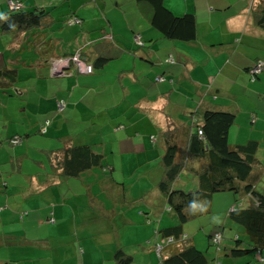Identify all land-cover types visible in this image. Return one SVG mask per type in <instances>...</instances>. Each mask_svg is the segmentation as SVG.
Returning a JSON list of instances; mask_svg holds the SVG:
<instances>
[{
	"label": "crops",
	"instance_id": "crops-1",
	"mask_svg": "<svg viewBox=\"0 0 264 264\" xmlns=\"http://www.w3.org/2000/svg\"><path fill=\"white\" fill-rule=\"evenodd\" d=\"M21 1L29 11L43 8L49 19L35 33L0 30V92L13 87L28 105L22 108L24 127L0 131V154L4 140L13 145L12 137H23L17 146L22 150L14 151L19 166H0L7 184H0V264H114L117 248L135 257L141 249H131L153 236L149 251L156 250L161 235L154 228L179 224L157 187L162 166L156 164L166 152L168 131L178 128L187 151L182 131L191 126L192 112L235 113L238 143L247 142L242 129L250 124L249 139L260 141L264 151V73L256 82L250 78L252 66L264 62V0L172 2L175 14L197 18L193 46L165 39L152 25V9L134 0ZM8 2L0 0V12ZM126 6L132 8L128 17ZM101 56L108 60L93 74L80 72L77 63L66 67L68 75L50 70L54 58L93 65ZM170 56L175 64L166 62ZM59 99L65 103L61 112ZM68 144L92 145L105 166L76 178L59 174L55 151ZM91 177L107 190V204L89 189ZM107 234L113 242L104 240Z\"/></svg>",
	"mask_w": 264,
	"mask_h": 264
},
{
	"label": "trees",
	"instance_id": "trees-1",
	"mask_svg": "<svg viewBox=\"0 0 264 264\" xmlns=\"http://www.w3.org/2000/svg\"><path fill=\"white\" fill-rule=\"evenodd\" d=\"M135 1L152 9V25L165 39L190 46L196 44L198 22L194 14L177 15L165 4V0ZM17 2L21 4L20 8L8 6L6 11L0 12L2 33L29 30L35 33L47 28L48 12L38 7L29 11L21 0ZM139 46L144 47L145 44ZM107 60L104 56L98 57L91 65V74ZM166 62L175 64L172 56ZM72 63L76 62L72 60L70 64ZM255 65L250 69L252 82H256L264 73L263 70L259 74H253ZM68 72L64 75H68ZM9 75L12 77L15 74ZM190 116L191 126L182 131L183 136H188L187 151L183 152L181 148L178 128L168 131L164 134L166 152L156 164L162 166L157 187L166 197L169 211H173L179 219V225L156 231L157 236L161 235L160 242L155 247L160 263L209 264L207 252L198 249L194 241L187 237L183 225L201 214L209 213L214 195L224 191L239 194V200L245 201V204L248 202L246 206L242 202L240 208L232 209L229 213L233 223L244 229L247 240L238 234L233 246L222 245L223 231L215 232L210 239H214L213 244L219 247L218 252L227 253L234 258L254 253L255 259L264 263V191L257 190V183L264 176V161L258 156L261 151L260 141L249 139L244 144L238 143L233 136L237 115L229 110L207 108L192 112ZM255 117L252 114V118ZM200 131L203 135H200ZM16 138L21 139L18 145L14 143ZM233 139L235 142H232ZM22 142L23 137H12L11 143L14 146H20ZM102 157L92 145L68 144L55 151V162L52 163L59 167V174L76 178L94 167L105 166ZM2 185L7 187L6 182H2ZM194 199L197 206L193 208L189 203ZM217 234L221 236L219 242H215ZM113 258L114 264L135 262L134 256L122 247L116 249Z\"/></svg>",
	"mask_w": 264,
	"mask_h": 264
},
{
	"label": "rangeland",
	"instance_id": "rangeland-1",
	"mask_svg": "<svg viewBox=\"0 0 264 264\" xmlns=\"http://www.w3.org/2000/svg\"><path fill=\"white\" fill-rule=\"evenodd\" d=\"M178 0H166L165 4L169 7H172V2H176ZM135 2V0H134ZM134 4V3H133ZM126 14L128 17V14L130 10L132 9L131 6H126ZM139 13V18L140 12ZM132 19V18H131ZM4 46H5V42ZM4 52V49L2 47V44L0 43V53ZM200 72L195 71L193 73V76H199L201 79L205 78V74L203 73L202 75L199 74ZM199 74V75H198ZM1 81V80H0ZM19 81V80H18ZM25 82V81H24ZM26 83V82H25ZM18 85H22L21 83H18ZM1 88V87H0ZM2 89V88H1ZM192 93H196L198 96V93L196 91L195 84L192 83V87H190ZM23 96L18 94V91L15 88H5V90H2L0 92V131L1 132H8V131H17L24 127L22 125L21 120L25 119L24 113L22 108L23 107H28L27 104L19 101ZM61 100V99H59ZM57 100V102L59 101ZM33 103V102H31ZM19 105V106H18ZM38 109V108H37ZM36 110V109H35ZM57 110L59 111L58 105H57ZM31 112V111H30ZM36 112H38L36 110ZM39 113V112H38ZM245 121V119L243 120ZM238 128V127H237ZM249 129V130H248ZM253 130L250 127V124H247V129H242V135L245 138V141H248V139L251 136V132ZM8 136H11V132L8 134ZM39 136H41L39 134ZM255 136H253L254 138ZM257 137V136H256ZM258 139V138H255ZM9 141V140H8ZM7 140H4L6 142V145L4 148L6 149L3 151L0 155V166L7 167L11 169V171L14 169V166H19L18 160L16 157H14V151H21V147H17L14 145L9 144ZM0 142H2L0 140ZM232 142H235L233 139ZM262 152V153H260ZM258 156L261 158V160L264 161V151H260ZM29 164V163H27ZM10 171V170H9ZM92 178V184L90 185L89 189H94V195L97 198H100L101 201L107 202V193L106 191L101 187L100 188V183H96V181L93 180ZM98 180L97 182H99ZM0 184H2L0 180ZM257 190L258 191H264V176L261 178V180L257 183ZM240 195L235 194L232 191H224V192H219L214 195L211 210L209 213L201 214L200 216L196 217L193 220H190L189 222L185 223L184 226V231L185 234L189 239L194 241L196 247L202 251L207 252V256L209 258V264H247V262H251L249 264H264L261 261H257L255 257L253 256L254 253H251L249 255H245L242 257H237L234 258L227 253L223 252H218V246L213 244V240L210 239L211 235H214L215 232L223 231V244L222 245H230L233 246L235 243V237L240 234L241 238L244 240H247V236L244 234V229L237 224L233 223V221L229 218V213L232 209L235 208H240L242 202L241 201ZM107 204V203H106ZM248 205L245 204V206ZM171 213V211H169ZM176 217L175 213H171ZM109 217V216H107ZM166 220H169L165 218ZM171 219V218H170ZM218 220V222L214 221ZM107 220V219H106ZM119 220V219H118ZM110 224V220H107ZM121 223L122 221L119 220ZM159 224V220H155L154 226L157 227ZM179 225V224H178ZM98 229H102L99 228ZM99 230L96 229L95 234L98 233ZM154 233H156L155 228H154ZM105 232H109V230H105ZM156 235V234H154ZM112 237V239L110 238ZM107 238V243L113 242L114 236L112 234H107L104 236V240ZM122 238L126 239L125 236V229L122 230ZM116 239V238H115ZM105 243V241H104ZM155 244V238L153 236L152 240H146L145 244H142L140 248H132L131 250L135 249H141V250H136L137 253L135 254V262L133 264H149L150 261L153 264H159L160 263V257L158 256L156 250L153 249V251H149V249L154 246ZM144 250L147 252L149 251V255H144ZM129 253V252H128ZM150 257V258H149ZM240 262V263H239Z\"/></svg>",
	"mask_w": 264,
	"mask_h": 264
},
{
	"label": "built area",
	"instance_id": "built-area-1",
	"mask_svg": "<svg viewBox=\"0 0 264 264\" xmlns=\"http://www.w3.org/2000/svg\"><path fill=\"white\" fill-rule=\"evenodd\" d=\"M9 6L13 9H17V8H20L21 7V4L15 0H9ZM135 41L138 43V45H143L144 43L141 41V36H137L135 38ZM75 61L78 65V68L80 70V72L82 73H92L93 71V68L92 66H89L87 64H85L81 59L79 58H73V59H69V58H59V59H55L52 61V72L53 73H62V74H65L66 72H64V68L69 66L71 61ZM264 70V62L263 61H259L256 63L255 67L252 69V73L253 74H259L261 73L262 71ZM57 105H58V108H59V111H62L65 107V103L64 101L60 100L57 102ZM200 135H203V132L200 131ZM14 143L15 144H20L21 143V139L20 138H16L14 140ZM221 240V236L220 234H217L215 236V242H219Z\"/></svg>",
	"mask_w": 264,
	"mask_h": 264
},
{
	"label": "clouds",
	"instance_id": "clouds-1",
	"mask_svg": "<svg viewBox=\"0 0 264 264\" xmlns=\"http://www.w3.org/2000/svg\"><path fill=\"white\" fill-rule=\"evenodd\" d=\"M69 22H71V23L73 24V23H75V22L77 23V22H80V21H79V20H75V21H69ZM59 58H64V59H66L65 57H59ZM59 58H54V59L51 60V66H50V70H51V72H52V61L55 60V59H59ZM79 59H80V58H79ZM82 61H83V60H82ZM83 62H84V61H83ZM84 63H85V62H84ZM85 64H87V63H85ZM70 65H71V64H70ZM70 65H69V66H70ZM87 65H88V64H87ZM89 66H91V65H89ZM67 67H68V66H67ZM66 71H67V70H66V67H65V68H64V72H66ZM52 74H53V75H56V73H53V72H52ZM58 74H59V75H64V74H62V73H58ZM189 206H190V207H193V208L197 206V205L195 204V199L192 200V201L189 203ZM214 221L218 222V220H215V219H214Z\"/></svg>",
	"mask_w": 264,
	"mask_h": 264
},
{
	"label": "water",
	"instance_id": "water-1",
	"mask_svg": "<svg viewBox=\"0 0 264 264\" xmlns=\"http://www.w3.org/2000/svg\"><path fill=\"white\" fill-rule=\"evenodd\" d=\"M55 76H59V74H56Z\"/></svg>",
	"mask_w": 264,
	"mask_h": 264
}]
</instances>
